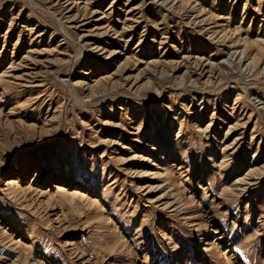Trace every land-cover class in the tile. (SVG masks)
Returning <instances> with one entry per match:
<instances>
[{
	"label": "rangeland",
	"instance_id": "374dc122",
	"mask_svg": "<svg viewBox=\"0 0 264 264\" xmlns=\"http://www.w3.org/2000/svg\"><path fill=\"white\" fill-rule=\"evenodd\" d=\"M257 166L264 0H0V264H264Z\"/></svg>",
	"mask_w": 264,
	"mask_h": 264
},
{
	"label": "bare ground",
	"instance_id": "6f19581e",
	"mask_svg": "<svg viewBox=\"0 0 264 264\" xmlns=\"http://www.w3.org/2000/svg\"><path fill=\"white\" fill-rule=\"evenodd\" d=\"M258 165V164H257ZM255 167V166H254ZM264 173V166H262V167H256V169H254L253 168V170L252 171H250V173L248 174L249 176L250 175H256V174H259V175H262ZM247 174V173H246ZM249 176L248 177H245V178H242L241 180H242V182H244V183H249L250 182V179H249Z\"/></svg>",
	"mask_w": 264,
	"mask_h": 264
}]
</instances>
